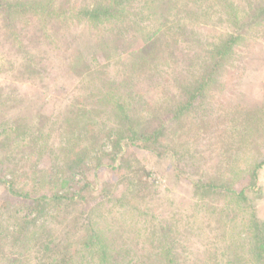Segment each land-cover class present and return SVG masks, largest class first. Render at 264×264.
I'll use <instances>...</instances> for the list:
<instances>
[{
    "label": "rangeland",
    "instance_id": "374dc122",
    "mask_svg": "<svg viewBox=\"0 0 264 264\" xmlns=\"http://www.w3.org/2000/svg\"><path fill=\"white\" fill-rule=\"evenodd\" d=\"M36 1L39 12L15 19L0 10V139L7 133L13 140L7 147L0 143V235L7 239H0V264H97L99 253L81 256L93 233L105 239L110 264L264 262L252 227L257 217L264 222V166L257 192L245 189V200L232 192L245 188L264 160V113L261 122L256 115L264 109V13L256 14L264 0H232L234 6L224 0H135L98 24L81 12L109 0ZM237 32L239 40L219 60L218 47ZM152 34L153 53L137 66L135 52H146ZM213 65L204 98L176 124L174 101L183 102ZM114 87L136 99L132 113L145 121L141 129L164 124L165 140L149 149L128 144L111 155L107 145L98 154L100 169L90 160L77 186L61 188L54 177L69 163L62 147L75 140V148L95 156L111 123L102 114L110 108L103 104L115 99ZM104 96L110 100L102 102ZM76 112L85 113L84 131L96 135L94 144L69 136ZM17 124L27 129L23 143L11 128ZM112 156L117 169L109 166ZM12 177L31 198L51 197L56 187L78 196L16 242L13 225L22 227L33 202L17 207L4 181ZM191 177L213 179L231 192H200ZM86 181L91 183L79 191ZM49 241L47 252L43 244Z\"/></svg>",
    "mask_w": 264,
    "mask_h": 264
},
{
    "label": "trees",
    "instance_id": "16d2710c",
    "mask_svg": "<svg viewBox=\"0 0 264 264\" xmlns=\"http://www.w3.org/2000/svg\"><path fill=\"white\" fill-rule=\"evenodd\" d=\"M135 0H109L105 5L100 3L96 4L95 7L90 8L87 7L85 10H83L81 13L83 16H86L87 19L90 18L95 24L100 23L99 21H102L103 19H108L110 17H113L115 14L120 13L124 10V7H129L134 3ZM148 1V0H147ZM174 3H176L174 0H171ZM227 1V2H226ZM224 2L229 6H234L232 0H224ZM170 4V1H168ZM40 4L38 1L34 0H0V10L6 13V16L8 19L18 17L21 15H24L25 13L31 11L33 12H39ZM258 7L256 9V14L262 15L264 13V5L262 3H258ZM142 8V7H141ZM154 12L153 10H151ZM209 10V5H206L205 10H203V14H207ZM51 14V13H50ZM13 26V24H11ZM184 28H186L184 26ZM160 30V29H159ZM158 30V31H159ZM239 33L232 34L229 36L217 49L218 54L220 55L219 60H221L224 55H226L228 50H231L233 45L239 40L240 36ZM155 34L149 35L147 41L148 46H145V50L143 51H137L135 52V60L138 62L136 65L139 66L140 60H146L144 59V56H151L153 53V42L155 40H151V38ZM185 35V34H184ZM96 56H92V59H95ZM134 60V59H133ZM134 60V62H135ZM215 68V65L210 68L209 74L206 78L202 80L201 83L196 85L192 90H186V98L181 101H174V110L172 113V118L175 120L176 124H180L183 122L181 120V116L188 115L191 112V109L196 108L197 103L200 102L207 90L206 88L213 82L212 80V72ZM137 69V68H136ZM94 73V71H91ZM125 82V81H124ZM129 80H127V83ZM114 90L116 91V87H114ZM111 97H115L113 101H108L103 104L104 107H110L108 110H104L105 113L102 115L109 116V120H111L110 125L107 127V136L104 137L105 142L108 140V144L99 143L95 148V156H90L88 153L87 148H75L74 142L75 140H67L64 147H62V150L64 152L67 151L69 157H68V165L63 167L60 176H55V180L60 184L61 188H69L70 186H77L76 177L78 174L84 173L85 171H88L90 169L89 165H91L90 160L96 161L95 166L101 168L103 161L98 156L100 154V151L106 152V146L108 145L111 149L108 153L111 154H117L120 151L124 150L125 145L131 144L133 146H137L138 148L143 145L144 148H151V142L153 143H160L161 140H165V131L164 130V124L158 125L156 128H153L152 130L147 129H141L140 125H143L145 121L137 118L134 113V104L136 100L133 96H129L128 98L124 97V94L118 95L117 91L116 93L112 94ZM103 100H110L107 98V96H104L101 98V101ZM177 103V105H176ZM85 110V109H82ZM133 111V113H132ZM85 112V111H84ZM263 113L264 109L260 108L259 110L256 109V115L259 122L263 120ZM72 114V113H71ZM70 114V115H71ZM85 113H78L76 112L74 117H70V121H68V125L71 127V131H68L70 133L69 136H80V139L84 140V137L88 139L89 144H94L96 140V135H86L88 131L86 130L85 122L84 120ZM106 119V120H108ZM113 120V123H112ZM205 120V116H202L200 119V124H202V127L205 129L207 128L208 123ZM115 121V122H114ZM87 122V121H86ZM94 124H97L96 119L93 120ZM104 125L106 126V121H103ZM188 123V122H186ZM196 123V122H195ZM21 124V123H20ZM17 124L16 126H11V128H14L16 131V137L20 140V142H24V134H26V128L25 124L20 125ZM85 124V125H84ZM84 125V126H82ZM189 125V124H188ZM69 130V127H68ZM2 133H0V136ZM6 137L2 136L4 139H0V143L7 147L12 144V139H10V136L6 133ZM101 138V137H100ZM12 140V141H10ZM73 144V146H71ZM99 146V148H98ZM70 147V148H69ZM112 162L109 164L113 169H117L119 166L113 165L117 160V156L111 157ZM264 166V160H261L255 165V167L252 169V178L250 183L243 188L240 191H232L233 193H236V196L243 198L245 200L247 198L245 189L248 190V188L252 189L253 191H258L260 189V181L258 179V171ZM65 168L68 169V172L65 171ZM52 177V179H54ZM84 179H89L87 176L84 177ZM6 183V186H8V194L10 198L17 199L16 202H18L20 205H17V207L21 206L22 200L28 199L33 202L31 204V208L27 212L33 211L32 215L30 214H24V220L22 227H17L15 224V230L16 232L14 236V241L19 242L21 239L24 241V238L27 237L26 231L30 227H36L40 228L44 226L45 223H47L50 213L53 209H59L61 208L64 203H66V206L70 202L76 201L77 193L71 190H66L65 192H60V190H55L52 192V196L42 195V196H36L34 198H31L30 192L27 191L26 188L22 187L20 184V181H17L14 177L8 178L4 180ZM91 182L86 181L82 185H78L77 189L80 191L82 189H85L87 186H89ZM191 183L192 186L197 189L200 192H215L219 193L220 195L223 193H229L230 190H227L226 186H224L222 183H215L213 179L203 180L199 179L197 177H191ZM74 189V187H73ZM27 203V202H26ZM16 211H19L17 208ZM264 217V216H262ZM252 227H256V241L259 242V246L256 245V248H259L258 251H256V255H261L259 253L260 247H264V236L261 234L262 229L264 226V222L261 218L253 219ZM1 240H6V237L0 235ZM0 240V242H1ZM262 241V242H261ZM24 243V242H23ZM2 244V242H1ZM4 247V245L2 244ZM44 250H48L47 252L51 251L52 248L50 247V241L43 244ZM108 247L105 245V239L102 237H97V234L93 233V235H89L87 241L84 242V248L81 252V256L83 259L88 257V260L91 259L95 253H99L100 260L97 264H110V258L108 254ZM259 254V255H258ZM14 255V251H11L8 253L9 259L12 258ZM264 258V256H261ZM261 258V259H263ZM54 259L57 262H60L57 254L54 255ZM61 261H65V259H61ZM83 261V260H82ZM82 261H80L78 264H82ZM169 261L173 263V260L169 258ZM230 263V261H229ZM258 264H264V262H258Z\"/></svg>",
    "mask_w": 264,
    "mask_h": 264
}]
</instances>
